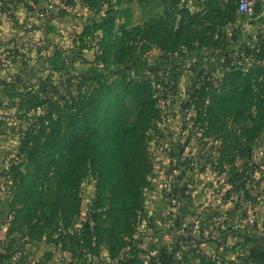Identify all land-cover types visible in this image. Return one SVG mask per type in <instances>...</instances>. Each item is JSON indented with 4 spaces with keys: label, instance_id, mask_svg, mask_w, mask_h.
<instances>
[{
    "label": "rangeland",
    "instance_id": "obj_1",
    "mask_svg": "<svg viewBox=\"0 0 264 264\" xmlns=\"http://www.w3.org/2000/svg\"><path fill=\"white\" fill-rule=\"evenodd\" d=\"M239 2L0 0V264H149L188 236L180 263L240 264L264 244V128L242 138L264 112V29L249 37Z\"/></svg>",
    "mask_w": 264,
    "mask_h": 264
},
{
    "label": "trees",
    "instance_id": "obj_2",
    "mask_svg": "<svg viewBox=\"0 0 264 264\" xmlns=\"http://www.w3.org/2000/svg\"><path fill=\"white\" fill-rule=\"evenodd\" d=\"M102 103L103 102H99L96 105V110H100V106H102ZM126 115L127 113L125 111V114L121 116L120 123L113 130V135L115 139L119 141L118 144L120 148L124 150L125 163L129 169V172H127V177H129L130 180L129 183L134 185L133 188L138 190L140 185H142L143 183V180H141L140 177H142V175L145 173V165L143 163L146 156L145 148L143 145L145 133L143 131L144 127L142 125L131 124L127 117H125ZM249 117L250 118L248 120V125L242 135L244 142L248 143L257 138L259 132L264 128L263 123L260 122L261 119L264 118V112L258 113L257 115L252 113ZM124 205L129 204L124 203ZM88 234L89 229L87 227H83V230L80 233H77L75 237L77 239L83 238L84 243L88 245ZM192 238L193 237L191 236H188V238L185 239L184 237H180L177 240L178 242L176 243V246H171L172 248H170L169 245L163 246L157 254L152 255L149 264H182L177 260V249L181 248V246L183 245L181 244L183 239L184 241L189 242L192 240ZM85 240L87 242H85ZM210 240L215 243L222 242L220 237L210 238ZM197 242L200 241L198 240ZM236 260H241L240 264H264V244L257 242L247 244L243 247V252L241 253V255H237ZM130 261H132V259H126L125 257L117 258V264H130ZM185 264H187V262Z\"/></svg>",
    "mask_w": 264,
    "mask_h": 264
},
{
    "label": "crops",
    "instance_id": "obj_3",
    "mask_svg": "<svg viewBox=\"0 0 264 264\" xmlns=\"http://www.w3.org/2000/svg\"><path fill=\"white\" fill-rule=\"evenodd\" d=\"M258 9H257V12H256V13H258L257 16L254 19H251L250 22H248V24L246 25V27L248 28V31H250L249 32V35H250L249 37L251 39L256 37V35H255L256 33H258L259 31H262L264 29V8L261 7V5H260L258 7ZM5 16L7 17L6 19L9 20V17L6 14H3L2 17H5ZM234 25H236V22H235ZM231 27L233 28V26H231ZM9 29H10V25H9ZM13 29L14 28H12V30ZM7 32H8V30H6V33ZM1 35H2V31L0 30V36ZM227 37H229L228 43L230 44V48H236V46H238V41H239V38L237 37V30H235V28L232 29L231 33L227 34ZM237 38H238V41H237ZM197 78H199V76H197ZM175 217L176 216H174L173 221H175ZM184 230H185V228H184Z\"/></svg>",
    "mask_w": 264,
    "mask_h": 264
},
{
    "label": "built area",
    "instance_id": "obj_4",
    "mask_svg": "<svg viewBox=\"0 0 264 264\" xmlns=\"http://www.w3.org/2000/svg\"><path fill=\"white\" fill-rule=\"evenodd\" d=\"M260 5L264 8V0H240L239 10L245 14L254 15Z\"/></svg>",
    "mask_w": 264,
    "mask_h": 264
}]
</instances>
